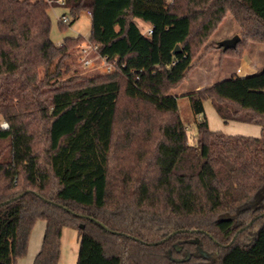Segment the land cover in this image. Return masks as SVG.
Listing matches in <instances>:
<instances>
[{
  "label": "trees",
  "instance_id": "1",
  "mask_svg": "<svg viewBox=\"0 0 264 264\" xmlns=\"http://www.w3.org/2000/svg\"><path fill=\"white\" fill-rule=\"evenodd\" d=\"M66 2L110 73L74 69L84 38L55 44L45 0H0V264L28 255L38 220L33 264H58L65 227L76 264H264V69L187 94L195 144L172 91L228 14L242 36L225 55L264 44V0ZM204 100L260 137L212 131Z\"/></svg>",
  "mask_w": 264,
  "mask_h": 264
},
{
  "label": "rangeland",
  "instance_id": "2",
  "mask_svg": "<svg viewBox=\"0 0 264 264\" xmlns=\"http://www.w3.org/2000/svg\"><path fill=\"white\" fill-rule=\"evenodd\" d=\"M66 12L67 11L64 7H59L54 10L50 9V18H52V27L50 34L54 43L59 45L66 38L83 36L84 40L76 46V65L74 69H77L78 73L81 75L91 74L92 72H99L100 74L110 73L106 71L102 60L98 58V48H96V46L90 44L89 42V38L91 36L92 18L87 12H82L73 24H68L64 29H61L59 17L63 13L67 17H69ZM69 18L71 19V17ZM137 23L140 25L142 31L147 33L146 30L148 29V26L141 20H138ZM235 35H239L241 38L242 28H240L235 16L230 13L218 26L216 33L213 34V36L208 40L206 46L199 52L195 60L197 64L188 74L186 81H184V83H182V85H180L179 87L172 90L176 96L180 94H186L185 96H178V108L180 110L182 122L187 126L188 139L192 144H195L197 142L196 136L198 127L196 123V115L194 114L193 108H191L190 99L187 94L198 90L196 89L198 86L202 87V85H204L202 88L204 89L217 84L219 81H221L222 78H224L223 80L231 78V74L235 71L237 65L241 60L234 56L231 57L229 55H225L223 52L224 50L218 47V42L224 39H231ZM81 46H86V48L88 49L87 59H90L92 61L91 66H85L81 63ZM244 55L250 57L251 59H254L257 62L258 72H261L264 69L263 43L252 42L250 46L244 51ZM204 103L206 107L205 114L207 117V121L210 123L213 129H216L218 127L216 126V121L219 122V118L222 121L224 120L218 116L210 100H204ZM228 123H230L229 125L237 123L241 126H247V124L236 121H229ZM237 133L242 134V132H235V134ZM43 225L44 222L42 220L36 221L31 234L33 235L35 231L39 230V228L43 227ZM71 242L72 241L70 238L65 237L63 242L64 253L66 252L68 247L71 246ZM68 253H70V251Z\"/></svg>",
  "mask_w": 264,
  "mask_h": 264
},
{
  "label": "crops",
  "instance_id": "3",
  "mask_svg": "<svg viewBox=\"0 0 264 264\" xmlns=\"http://www.w3.org/2000/svg\"><path fill=\"white\" fill-rule=\"evenodd\" d=\"M60 45V44H59ZM254 59H251L250 57H247L246 55H243L240 63L237 65L235 71L231 74L236 75V70L238 68L241 69V72L237 75L240 77H246L249 76V74H253L258 72V66L257 62ZM222 78L221 80H223ZM204 85L198 86L196 89L202 90ZM181 96H185L186 94H180ZM178 95V96H180ZM203 107H205V103L203 101ZM206 111V107H205ZM220 117V116H219ZM219 122L216 121V126H218L216 129H213L209 123V127L212 131H222L223 133L227 135H235V132H242V134L237 133L236 135H243L247 137H260L261 135V127L259 125L255 124H247V126H241L237 123L231 124L228 122L222 121L220 118L218 120ZM237 122V121H236ZM242 123V122H241ZM240 130V131H236ZM44 222V221H43ZM46 229V222H44L43 227L39 228V230L35 231V233L30 235V241H29V246H28V255L23 258H19L17 261V264H33L35 261L36 256L38 255L37 253L40 251L42 243H43V236L44 232ZM68 230V231H67ZM71 239V246L68 247L66 252L64 253L63 251V242L65 237ZM62 241H61V257L58 262V264H76L77 259H78V251H79V246H80V237L78 236V232L70 227H65L62 231ZM70 251V253H68Z\"/></svg>",
  "mask_w": 264,
  "mask_h": 264
},
{
  "label": "built area",
  "instance_id": "4",
  "mask_svg": "<svg viewBox=\"0 0 264 264\" xmlns=\"http://www.w3.org/2000/svg\"><path fill=\"white\" fill-rule=\"evenodd\" d=\"M45 1L49 4V6L51 7V10L57 9L59 7H65L67 5L66 0H45ZM59 20H60V22H62L64 24H69L71 21V19L69 17H67L64 13L59 17ZM146 31H147V34L153 33L151 28H148ZM81 47H82V49H81V63L84 64L85 66H91L92 61L90 59H87L88 49L86 48V46H81ZM98 58H100L102 60L104 68L106 69L107 72H111L115 69L116 63L110 62L108 59H106L105 57H102L100 54H99ZM240 72H241V69L238 68L236 70V75H238ZM0 127L2 129H7L9 127V125L5 120L0 119Z\"/></svg>",
  "mask_w": 264,
  "mask_h": 264
},
{
  "label": "water",
  "instance_id": "5",
  "mask_svg": "<svg viewBox=\"0 0 264 264\" xmlns=\"http://www.w3.org/2000/svg\"><path fill=\"white\" fill-rule=\"evenodd\" d=\"M240 36L239 35H235L233 36L231 39H224L218 42V47L223 49L224 51L236 48L238 45V42L240 41ZM175 53L177 52H181V46L177 45L176 49L174 51ZM81 227H84V225L82 224Z\"/></svg>",
  "mask_w": 264,
  "mask_h": 264
}]
</instances>
